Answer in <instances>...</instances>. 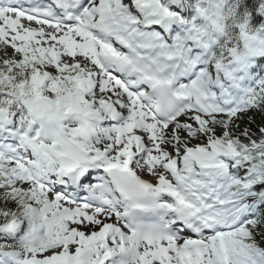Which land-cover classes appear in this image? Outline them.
<instances>
[{"label": "snow or ice", "instance_id": "obj_1", "mask_svg": "<svg viewBox=\"0 0 264 264\" xmlns=\"http://www.w3.org/2000/svg\"><path fill=\"white\" fill-rule=\"evenodd\" d=\"M0 264H264V0H0Z\"/></svg>", "mask_w": 264, "mask_h": 264}]
</instances>
